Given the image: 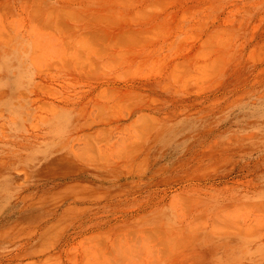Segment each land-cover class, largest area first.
I'll return each instance as SVG.
<instances>
[{
    "label": "rangeland",
    "instance_id": "1",
    "mask_svg": "<svg viewBox=\"0 0 264 264\" xmlns=\"http://www.w3.org/2000/svg\"><path fill=\"white\" fill-rule=\"evenodd\" d=\"M0 264H264V0H0Z\"/></svg>",
    "mask_w": 264,
    "mask_h": 264
},
{
    "label": "bare ground",
    "instance_id": "2",
    "mask_svg": "<svg viewBox=\"0 0 264 264\" xmlns=\"http://www.w3.org/2000/svg\"><path fill=\"white\" fill-rule=\"evenodd\" d=\"M137 87H138V86H137ZM154 112H155V111H154ZM140 118H141V117H140ZM140 118H138V119H137V120H138V122H140V120H139ZM141 123H142V122H141ZM85 150H86V148H85ZM85 150H84V151H85ZM89 150H90V149H89ZM87 151H88V148H87ZM84 154H85V153H84ZM77 173H78V172H77ZM75 174H76V173H75ZM84 174H85V172H84V171H83V172H81V176H84ZM79 175H80V174H79ZM87 175H88V174H87ZM71 176H72V175H71ZM65 177H68V176H65ZM76 178H78V177H76ZM76 178H75V179H76ZM87 178H88V177H87ZM92 178H93V177H92ZM88 179H89V178H88ZM90 180H92V179H90ZM95 180H96V179H95ZM95 180H94V181H95ZM92 181H93V180H92ZM86 183H87V182H86Z\"/></svg>",
    "mask_w": 264,
    "mask_h": 264
}]
</instances>
